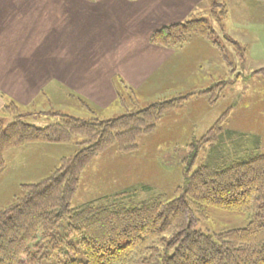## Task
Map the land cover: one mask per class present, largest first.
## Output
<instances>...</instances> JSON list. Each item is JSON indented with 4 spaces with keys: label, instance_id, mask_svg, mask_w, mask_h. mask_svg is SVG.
Here are the masks:
<instances>
[{
    "label": "trees",
    "instance_id": "1",
    "mask_svg": "<svg viewBox=\"0 0 264 264\" xmlns=\"http://www.w3.org/2000/svg\"><path fill=\"white\" fill-rule=\"evenodd\" d=\"M191 36L208 40L211 29L207 22L194 19L162 26L151 33L149 43L169 49ZM118 84L127 96L119 94L117 102L123 111L114 117H104L78 101L82 116L51 109L39 113L45 120L40 122L47 124L42 128L21 118L5 127L0 123V172L6 165L4 154L25 145L63 146L71 154L60 158L47 178L22 186L23 198L0 210V264H43L39 242L62 222L67 224L66 249L73 254L63 264H264V154L257 148L243 151L248 155L245 160L224 157L212 165L194 169L189 165L183 186L175 189L176 197L169 201L157 196L124 207L111 204L105 196L72 207L81 174L95 156L111 147L126 155L136 151L138 140L154 133L163 113L186 102L185 96H173L140 109L133 91L125 89L120 79ZM213 90L197 95L214 106L219 95L212 97ZM133 96L137 104L132 102ZM4 105L6 113L20 108L13 101ZM133 113L146 117L144 126V122H123ZM227 117L228 113L222 114L191 146L192 159L217 142ZM79 136H91L89 145L72 144ZM211 209L244 215L247 223L213 234L196 230ZM70 240L74 243L68 245Z\"/></svg>",
    "mask_w": 264,
    "mask_h": 264
},
{
    "label": "crops",
    "instance_id": "2",
    "mask_svg": "<svg viewBox=\"0 0 264 264\" xmlns=\"http://www.w3.org/2000/svg\"><path fill=\"white\" fill-rule=\"evenodd\" d=\"M78 1L74 8V0L60 7L58 0H0V102L7 99L39 112L73 113V108L78 113L80 108L75 105L81 100L99 114L108 111V116L114 117L123 111L117 102L123 92L118 79L143 106L185 89L186 85L178 82L186 83L187 75L194 92L211 86L206 88L211 64L204 68L197 61L217 59L214 54L208 56L211 50L203 41L194 39L192 43L189 39L175 49L149 44L154 30L187 20L197 5L207 0ZM249 17L246 28L263 31L264 10H249ZM199 48L202 54L196 56ZM189 56L194 58L189 60ZM183 61L192 65L188 71H181ZM195 70L197 74H193ZM159 79H164L163 83ZM195 108L192 105L189 110ZM23 148L5 153L14 162L24 159L20 167L28 168L17 184L47 178L60 158L70 153L63 146L32 144L22 157Z\"/></svg>",
    "mask_w": 264,
    "mask_h": 264
},
{
    "label": "rangeland",
    "instance_id": "3",
    "mask_svg": "<svg viewBox=\"0 0 264 264\" xmlns=\"http://www.w3.org/2000/svg\"><path fill=\"white\" fill-rule=\"evenodd\" d=\"M69 1L71 0H58V7ZM88 1L97 2V0ZM139 1L141 0L136 2ZM79 2L74 0L73 7L77 8ZM257 9L264 10V0H207L197 5L187 20H205L211 29V36L208 40L199 36H191L187 38L186 42L189 39L192 43L195 40L203 41L211 50L210 54L208 52V56L211 57L214 54L217 59L211 60L209 63L197 61L204 68L211 64L209 67L212 69L208 75L211 77V81L206 85V88L211 86L198 91V93L214 89L212 97L219 95L216 104L210 106L206 100L196 95L198 94L196 91L191 90L192 87L189 88L188 75L186 83L181 79L180 82L177 81L180 84H185L186 87L181 91H176L178 93L174 96H185L186 102L180 108H166L165 110L169 111L166 114L163 113L156 121L154 133L138 140L136 151L126 155L120 154L115 147H111L95 156L81 174L77 194L72 203L73 208L85 206L87 201L105 196H108L111 204L125 205L124 207L138 206L157 196H162L165 201H169L176 197L175 189L183 186L184 172L189 165H193V169L200 165H212L224 157L245 160L248 155L242 154L243 151L256 150V148L258 152L264 154V29L258 31L246 28L250 18L249 10ZM74 28L72 29L75 30ZM184 44L185 42L180 46H184ZM199 49L201 52L196 56L202 54V48ZM191 57L189 56V60ZM188 62L183 61L185 67L182 66L181 71H188L192 67L191 64H186ZM198 64L194 65L198 66ZM196 70L193 71V74H197ZM159 80V83H163L164 79ZM116 83L117 81L115 85ZM123 87L130 89L126 84H123ZM123 92L121 95L125 96L124 94L127 92ZM197 96L200 98L193 100ZM166 98L168 100L171 97H157L150 103H145L144 106L140 100L138 102L136 99V101L141 109L154 101ZM5 101L9 100L4 99L3 102L5 103ZM136 101L133 96L132 102L137 104ZM4 103L0 102L2 127L15 123L14 120L19 121V118L24 123L41 128L47 126L40 122L45 120L39 116V113H46L48 110L39 112L36 109L20 107L17 111L9 110L6 113L3 109ZM176 104L178 103L176 102ZM86 105L91 108L90 105ZM192 105L197 108L189 110ZM79 106L75 105V107ZM126 106H129V103H126ZM71 111L73 113L70 114L82 116L76 113L73 108ZM109 113L107 111L100 115L108 117ZM224 113H228V117L223 133L217 142L202 148L197 157L192 159L194 154H192L191 146L196 145V142ZM83 115L87 117L88 114L83 111ZM131 115L133 116L130 119L126 118L123 122L130 121L138 124L144 122V126L148 121L145 119L142 122V119L146 117L141 113ZM88 122L90 123V121ZM91 131L95 132L96 130L90 129ZM91 136L75 137L72 144L82 143L83 146H87ZM236 139L238 142L234 143ZM23 147L27 148L29 145ZM26 148L22 149V157H24ZM240 148H244V150L241 151ZM16 149L10 150L11 153H14L13 150ZM11 153L10 155H12ZM4 160L9 161L10 164L6 162L4 170L0 172V210L14 204L16 199L23 198L22 186L31 184L27 181L17 184L21 174L23 173V176L27 174V166L20 167V162L24 159L20 161L17 158L14 162L8 156L6 158L4 154ZM20 169H22L21 173ZM34 178L35 176H31V179ZM246 223L244 215L211 209L208 210L205 220L196 224L195 229L213 234L230 228H242ZM66 226L67 224L62 222L57 230L39 242L38 249L43 258V264H63L73 258L71 251L66 249L67 240L65 241L64 238L66 237ZM71 243L74 242L70 240L68 245Z\"/></svg>",
    "mask_w": 264,
    "mask_h": 264
}]
</instances>
